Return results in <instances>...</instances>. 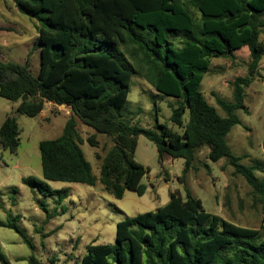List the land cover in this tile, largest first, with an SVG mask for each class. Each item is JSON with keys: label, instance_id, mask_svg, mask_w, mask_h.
Segmentation results:
<instances>
[{"label": "trees", "instance_id": "16d2710c", "mask_svg": "<svg viewBox=\"0 0 264 264\" xmlns=\"http://www.w3.org/2000/svg\"><path fill=\"white\" fill-rule=\"evenodd\" d=\"M10 1L40 27L23 60H0V97L18 103L15 113L30 118L46 104L67 106L72 113L60 137L39 144L43 180L24 179L25 185L58 195L59 201L68 191L52 190L48 182L96 185L81 147L79 119L98 133L116 134L101 182L118 196L124 190L140 196L147 192L142 180L148 170L134 159L137 138L145 136L161 160L184 159L179 180L195 169L197 154L205 147L212 162L227 159L252 187L264 214V179L255 175L262 162L245 166L244 157L234 156L227 145L228 135L240 124L237 112L248 113L246 88L264 57V0ZM243 49L250 53V75L234 82L233 102L217 97L224 117L200 87L212 59L234 58ZM134 64L144 69L156 96L177 100L171 121L181 134L158 118L155 130L132 126L124 118L132 77L138 73ZM20 132L17 119L8 116L0 128V147L16 154ZM8 220L0 226L19 231L18 219L9 213ZM29 263L40 264L34 256ZM0 264H12L1 251ZM79 264H264V225L237 226L207 213L190 192L186 197L172 192L166 206L118 223L114 245L87 246Z\"/></svg>", "mask_w": 264, "mask_h": 264}, {"label": "rangeland", "instance_id": "374dc122", "mask_svg": "<svg viewBox=\"0 0 264 264\" xmlns=\"http://www.w3.org/2000/svg\"><path fill=\"white\" fill-rule=\"evenodd\" d=\"M39 27L37 20L17 12L10 0H0V60H23L26 47L38 38ZM260 38L264 42V29ZM250 61L248 49L238 51L234 58L212 59V70L205 75L200 91L220 115L225 117L226 113L217 97L233 102L234 82L250 75ZM134 65L138 73L132 77L124 118L132 126L146 130H155L158 118L160 124L181 134L182 129L171 121L177 100L156 96L153 85L144 78V69ZM33 71L37 74L35 59ZM245 104L248 113L237 112L240 124L228 135L227 145L234 156L244 157L241 163L245 166L261 161V171L255 175L264 179V57L259 73L246 88ZM17 107L18 103L0 97V128L8 116H13L21 131L16 154L0 147V223H11L8 220L11 213L18 219L19 228L16 231L0 226V251L12 264H30L32 256L40 264H79L87 246L114 245L118 223L166 206L172 192H179L182 197L190 192L201 200L207 213L237 226L260 229L264 225V214L252 187L227 159L209 160L207 147L198 152L195 169L179 180L184 175V159L161 160L156 145L139 136L134 159L148 170L142 180L147 186L146 194L140 196L124 190L118 196L105 189L101 182L102 166L115 149L116 134L98 133L79 119L81 147L98 181L95 186L48 182L52 190L68 192L61 201L58 195H44L38 188L25 185L23 180H43L39 144L60 137L72 113L65 107L46 104L40 115L30 118L16 114ZM188 120L189 112L184 122Z\"/></svg>", "mask_w": 264, "mask_h": 264}, {"label": "crops", "instance_id": "0c3cea01", "mask_svg": "<svg viewBox=\"0 0 264 264\" xmlns=\"http://www.w3.org/2000/svg\"><path fill=\"white\" fill-rule=\"evenodd\" d=\"M236 53H237V52H236ZM167 159H170V160H171L172 158L169 157V156H165L164 160H167ZM164 160H163V161H164Z\"/></svg>", "mask_w": 264, "mask_h": 264}, {"label": "built area", "instance_id": "2783aa9c", "mask_svg": "<svg viewBox=\"0 0 264 264\" xmlns=\"http://www.w3.org/2000/svg\"><path fill=\"white\" fill-rule=\"evenodd\" d=\"M58 107H60V106H58ZM61 107H65V108H67V109H69V110H70V108H69V107H67V106H61Z\"/></svg>", "mask_w": 264, "mask_h": 264}]
</instances>
